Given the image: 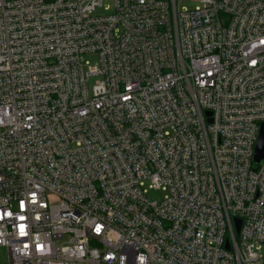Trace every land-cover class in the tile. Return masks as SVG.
Segmentation results:
<instances>
[{
	"label": "built area",
	"instance_id": "1",
	"mask_svg": "<svg viewBox=\"0 0 264 264\" xmlns=\"http://www.w3.org/2000/svg\"><path fill=\"white\" fill-rule=\"evenodd\" d=\"M183 1L0 0L9 264H264V0Z\"/></svg>",
	"mask_w": 264,
	"mask_h": 264
},
{
	"label": "rangeland",
	"instance_id": "2",
	"mask_svg": "<svg viewBox=\"0 0 264 264\" xmlns=\"http://www.w3.org/2000/svg\"><path fill=\"white\" fill-rule=\"evenodd\" d=\"M196 6V3L191 2L190 0H184L182 2V7H188L190 9H193ZM104 13L103 10H98L97 14ZM87 61L91 64H95L97 62V55H88ZM93 84V81L91 82ZM166 193L163 191H151L149 193V199L151 201H161L165 197ZM0 264H9L8 256L5 250H0Z\"/></svg>",
	"mask_w": 264,
	"mask_h": 264
},
{
	"label": "water",
	"instance_id": "3",
	"mask_svg": "<svg viewBox=\"0 0 264 264\" xmlns=\"http://www.w3.org/2000/svg\"><path fill=\"white\" fill-rule=\"evenodd\" d=\"M263 159H264V124L262 126L260 137H259L258 142H257L256 155H255L256 162L259 163ZM235 223H236V227H237V232L239 233L240 229H241L242 222H241V220L236 219ZM227 248H229V244H227Z\"/></svg>",
	"mask_w": 264,
	"mask_h": 264
}]
</instances>
